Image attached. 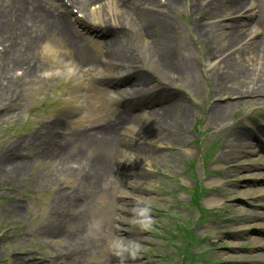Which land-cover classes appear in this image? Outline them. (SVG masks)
I'll return each instance as SVG.
<instances>
[{"label": "rangeland", "instance_id": "rangeland-1", "mask_svg": "<svg viewBox=\"0 0 264 264\" xmlns=\"http://www.w3.org/2000/svg\"><path fill=\"white\" fill-rule=\"evenodd\" d=\"M46 1L69 14L61 1ZM151 1L156 9L168 2ZM225 1L178 0L160 19L170 32L165 44L174 50L170 68L177 77V94L164 90L171 98L160 106L171 102L190 114L175 111L164 127L151 107L138 109L136 116L132 110L135 117L121 137L132 148L128 150L138 147L143 155L133 157L123 145L103 142L117 106L129 111L110 85L119 64L109 56L110 35L106 42L98 32L77 25L90 49L88 57L100 67L84 75V85L65 72V65L76 66V58L63 61L59 43L52 46L61 57L39 45L32 72L11 68L15 81L0 91V264H264V132L258 131L264 127V88L237 94L224 87L217 76L222 56L216 45L219 52L226 47L219 46L215 34L209 39L199 34L203 24L238 23L229 11L226 19L203 20L209 8L221 10ZM250 1L256 7L254 18L264 19V0ZM108 5L95 17L114 25L115 5ZM250 18L239 23L253 24ZM156 32H161L159 26ZM135 36L140 53L134 54V65L154 69L145 40ZM13 57L21 58V52ZM190 66L195 71L185 75L182 71ZM101 68L106 70L101 73ZM78 93L81 106L74 103ZM232 95L238 97L225 99ZM87 125L77 156L49 157L55 141ZM216 137L220 143L204 162V151ZM98 152L112 170L94 184L89 179L99 172ZM91 179L98 181L97 175ZM196 183L207 190L200 198L202 207L217 208L215 216L201 215L197 193L190 201L189 189ZM189 230L196 240L185 236ZM191 251L201 258L191 257Z\"/></svg>", "mask_w": 264, "mask_h": 264}, {"label": "bare ground", "instance_id": "bare-ground-1", "mask_svg": "<svg viewBox=\"0 0 264 264\" xmlns=\"http://www.w3.org/2000/svg\"><path fill=\"white\" fill-rule=\"evenodd\" d=\"M177 1L178 0H168L165 4L166 11L161 14L158 9H156L157 5L154 7L153 1L151 0H146V3L144 4L145 6L140 0H118L115 7L117 14L111 19L115 24L113 25L108 23L104 26V29L106 31L108 29H112V26L117 27L108 32L110 38L108 39L107 49L109 56H111L115 61H121V66L126 69L125 71H122L126 74V76H124L125 79L120 78L118 79V82H114V86L116 87H120L122 84L126 83L128 85L130 84L129 88L125 89V92L127 91L126 95L122 97H140L139 103L143 105L152 101L163 102L169 100L170 97H161L163 95L160 93L163 87L161 85H164L163 89L172 91L173 94L174 91L177 90L173 83L175 77L174 70L170 68V57L174 53V50L165 44L170 38V32L167 24L160 20L162 19V16L165 17L169 14V8L174 7ZM78 2L79 3L77 4H79V7L84 9V4L80 1ZM195 5H191L190 8ZM222 6V9L225 7L223 11H221L222 9L216 11L217 9L209 8L210 10L208 9L204 13L203 20H215L217 17L221 16L226 19L227 16L225 14L229 11L232 13L229 18L234 19L238 23L232 22L219 24L218 22H214V24H211L212 28L207 26V24H203L199 30L201 38L204 36L209 39L212 38L214 34L219 37V46L226 47V52L236 47V50L233 52L234 54L231 53L222 57V66L220 67L217 76L221 79L220 81H223L224 87L229 84L230 90L237 94L260 93L264 88V57H262L264 55V31L260 33L253 29L255 26H257V28H263L264 19L259 20L258 18H255L253 24L248 22L239 23V20L242 17L253 15V9L249 4V0H226ZM247 7L250 8L247 9ZM34 10H42V15L39 18V22L42 25L47 23V15L54 17V23L57 25L56 28L58 30V33L56 34H59L60 36H67L69 41L72 38L70 41L71 45L80 52V56L84 53L82 41L77 36L70 34V29H72V27H68L62 17L50 12V9L41 2L35 0H0V34H3L1 37L9 38L5 34L9 32L10 28L18 24L21 28H24V34L21 37L17 34L14 36V34L9 33L11 39L8 41H11V45L8 49L0 52V59L6 64L5 67V65H3L0 61V91H2V88L6 90V88L13 85L15 80L13 79L10 70L11 68L13 69L15 65L19 63L26 64V70H28V73L32 72L36 67L33 57L34 46L40 37L48 34L49 31H43L41 27L37 30H34L32 27L27 31L24 23L27 17L30 18ZM202 11L203 10H200V12ZM51 14H53V16ZM157 26L161 28L160 33L156 32ZM26 31L28 35L26 34ZM124 31L128 33L129 40L125 39L126 34ZM136 34L139 35L141 41L145 40L144 43L153 57L154 69L148 67L144 70L134 69V48L130 41L134 42ZM158 39L164 46L161 47L159 45L157 41ZM241 43L245 44L238 47ZM29 47H31V49L26 50ZM216 48L218 56L226 53L225 51L219 52L217 45ZM238 50L240 51L236 53ZM21 51H23L21 53V58H17L12 61L13 58L11 57L13 54ZM85 59H87V57L83 58V60ZM15 61H17V63H14ZM167 66L169 67L167 68ZM185 69L182 71L185 75L186 73L190 74L192 71H195L194 66L186 67ZM245 77L248 78L245 79ZM160 80L163 82L160 83ZM158 96L160 98H158ZM171 104L172 103L170 102L167 105H162L153 112L155 119L159 120V122L165 127H169L170 121L173 118V112L177 111L179 114L185 116L190 114V109H186L185 107L184 109H180V107L176 108ZM218 106L220 107V105ZM214 109L217 111V106H215ZM130 111L131 108H129V112ZM132 117L134 116H131L129 113L117 114L116 121L114 123H110V125H108V129L104 132L106 133L105 135H111V139L107 141L103 139V142H117L118 146L120 144L121 146L123 145L122 147L125 148V150H123L124 152L133 153L132 156L134 157L137 155H143L144 152L138 147L135 148V151H129L126 148L127 142L121 137L124 125L128 123L126 119H131ZM156 136L162 137L163 135L157 134ZM159 140H161V138H159ZM103 142L101 143V146H103ZM82 146L83 141H77L75 145L74 142L68 140L64 146L57 142L55 146L52 147V152H55L60 158H65L66 155L70 153L77 156V152ZM101 156L102 153L98 152L96 154V158H94L97 159V167H99V172L97 174L98 181L94 182L91 177L89 179L94 184L99 183V181L103 178L104 173L112 170V163L108 162L105 158L103 161L98 159ZM18 166H20V164H18ZM21 166L23 167L24 165Z\"/></svg>", "mask_w": 264, "mask_h": 264}]
</instances>
